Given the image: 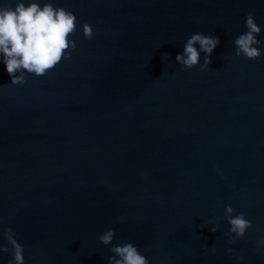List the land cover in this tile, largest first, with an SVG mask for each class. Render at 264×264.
Listing matches in <instances>:
<instances>
[{
	"label": "water",
	"instance_id": "water-1",
	"mask_svg": "<svg viewBox=\"0 0 264 264\" xmlns=\"http://www.w3.org/2000/svg\"><path fill=\"white\" fill-rule=\"evenodd\" d=\"M50 2L77 17L70 59L16 85L0 63V245L8 227L25 264H108L114 229L150 264H264V54L234 46L264 0ZM196 32L221 43L186 69ZM225 205L254 226L234 244Z\"/></svg>",
	"mask_w": 264,
	"mask_h": 264
},
{
	"label": "clouds",
	"instance_id": "clouds-1",
	"mask_svg": "<svg viewBox=\"0 0 264 264\" xmlns=\"http://www.w3.org/2000/svg\"><path fill=\"white\" fill-rule=\"evenodd\" d=\"M77 17L73 11L62 6L41 0H16L14 6L0 5V63L11 78V84L26 83L28 75L44 76L62 60L70 59L72 50L76 48V40L72 38L77 30ZM246 31L234 40L235 55L249 60H256L264 52L259 39L262 29L254 14L249 13L244 25ZM80 30L86 39H92L94 28L85 21ZM220 38L202 32L193 33L183 44L182 52L175 56L176 62L186 69L211 64L214 50L220 45ZM224 217L230 225L228 243L234 244L245 237L253 223L245 213H237L231 205H225ZM211 231L217 232L214 220ZM207 224L202 225L201 229ZM116 233L109 229L99 235L98 239L104 246H111L112 255L108 264H150L148 258L132 243L113 244ZM3 237L6 245H0V253H11L8 264H25L24 246L16 238L15 232L6 227ZM258 248H264V238L257 241ZM213 251L215 249L213 248ZM229 253L233 249H228ZM243 259L242 257L240 258Z\"/></svg>",
	"mask_w": 264,
	"mask_h": 264
}]
</instances>
